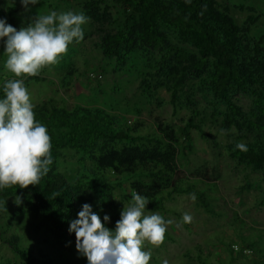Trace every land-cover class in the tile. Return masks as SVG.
Here are the masks:
<instances>
[{
  "label": "rangeland",
  "instance_id": "1",
  "mask_svg": "<svg viewBox=\"0 0 264 264\" xmlns=\"http://www.w3.org/2000/svg\"><path fill=\"white\" fill-rule=\"evenodd\" d=\"M217 1L228 9L237 23L248 27V32L241 34V45L247 56L250 41L264 31V0ZM118 9L120 5L111 0H39L25 11L20 0H0V17H6L7 22L18 30L36 14H47L52 10L82 11L90 17L89 23L83 25L84 40L70 45L58 66L52 70L45 68L36 76L39 77L36 81L25 80L32 102L36 107L42 100L54 97L67 108L105 107L115 112L121 122L130 120V123L140 124L141 132H150L157 122L175 129L182 127L192 116L185 100L189 95L198 112L192 116L193 120L203 133L191 129V148L179 155L177 176L189 182L195 179L216 182L217 190L205 188L200 182L196 184L211 204L209 212L196 199H190L191 193L176 195L167 202L169 212L146 209L147 214L159 213L174 221L168 228L163 246L148 245L146 250L152 252L149 264H162L165 259L169 264H199L196 255L200 251L211 264L230 260L233 264H264V167L254 169L239 163L225 150L226 144L237 138H250L254 132L224 129L221 120L225 106L213 101L211 92L198 76L188 77L180 88L179 107L173 113L168 102V81L158 69L160 53L142 45L139 40L134 52L124 62L118 61L122 49L106 55L102 38L117 31L120 24ZM164 31L171 43L192 49L191 45L177 38L174 30ZM3 52L4 44L0 41V86L5 78H13L3 67L6 61ZM90 72L101 74V78L91 77ZM142 82L148 85V89L146 85L142 86ZM231 98L251 120L262 115L260 108L264 109V100L243 92H236ZM261 132L264 134V129ZM80 158L81 153L67 148L61 152L57 169L77 174ZM83 158L91 166V161ZM109 177L115 182L113 176ZM129 194L128 182L114 187L115 205L122 209L123 204L131 199L126 197ZM18 196L23 200L19 206L14 203ZM91 205L101 217L111 213L109 206L101 208L96 202ZM185 212L193 217L191 223H183ZM11 236H16L21 245L32 244L36 255L37 249L42 248L58 260L86 264V258L77 255L75 238L66 235L67 241L72 243L68 246L60 243L48 224L31 210L25 195L0 197V264H21L7 242ZM244 241L253 244L255 249H245ZM242 248L244 251L240 253L238 250Z\"/></svg>",
  "mask_w": 264,
  "mask_h": 264
},
{
  "label": "trees",
  "instance_id": "2",
  "mask_svg": "<svg viewBox=\"0 0 264 264\" xmlns=\"http://www.w3.org/2000/svg\"><path fill=\"white\" fill-rule=\"evenodd\" d=\"M111 1L120 5V24L115 33L103 36L104 53L110 55L122 49L118 61L124 62L134 52L137 40L159 51L158 69L168 81V102L173 113L178 110V92L188 77H200L213 101L225 106L222 127L254 132L250 138H237L226 144V153L254 169L264 167V134L261 132L264 109L260 108L262 115L251 120L231 98L232 94L243 92L264 100V31L250 41L249 53L245 56L241 34L247 33L248 27L237 23L217 0H191L190 4L185 0ZM165 29L174 30L177 38L192 49L171 43ZM28 79L36 81L39 77ZM185 100L192 116L197 115L189 95ZM212 105L216 106L213 102ZM34 112L52 138L50 171L36 186L23 190L18 185L0 189V197L25 195L31 210L48 224L60 243H66L68 236L75 238L67 231L69 221L85 202H96L101 208L109 206L111 220L107 226L114 228L121 209L115 205L113 189L122 182L129 183L131 192L135 190L148 197L147 208L151 211L169 212L166 203L176 195L187 193H194L201 206L211 211L204 191L196 184L200 182L205 188L217 190L216 182L202 179L189 182L177 176L179 155L191 148V129L203 133L192 116L178 129L157 122L152 131L141 132L140 124L130 123V120L121 122L115 112L105 107L67 108L54 97L42 100ZM237 142L245 143L248 151L234 150ZM67 148L82 154L77 174L57 169L61 152ZM83 157L91 161V166ZM109 176H113L115 182ZM53 192H59L60 196L52 198ZM126 197L131 198V194ZM7 239L21 264H75L72 260H58L42 248L37 249L36 255L32 244L21 245L16 236ZM244 246L255 249L245 241ZM238 251L241 253L244 249ZM196 257L199 264H211L201 251Z\"/></svg>",
  "mask_w": 264,
  "mask_h": 264
},
{
  "label": "clouds",
  "instance_id": "3",
  "mask_svg": "<svg viewBox=\"0 0 264 264\" xmlns=\"http://www.w3.org/2000/svg\"><path fill=\"white\" fill-rule=\"evenodd\" d=\"M38 3L39 0H20L25 11ZM185 3L190 4L191 0ZM203 7L206 10L207 6ZM89 21L90 17L82 11L52 10L36 14L18 30L6 17H0V41L6 56L3 67L13 77L4 79L0 98V189L36 186L50 171L52 138L47 126L35 118V104L25 80L41 75L45 68L58 66L69 46L84 40L83 25ZM236 149L248 151L242 142L235 144ZM57 196L59 192L52 193V198ZM189 196L195 201L194 193ZM149 202L148 197L133 190L114 228L107 226L109 214L101 218L90 203H83L67 229L70 235L74 234L78 257L86 258V264H149L152 252L146 250L148 245L163 246L168 228L174 223L159 213L147 214ZM14 203L21 205L22 197L18 196ZM192 220L191 214L183 213V223ZM71 243L67 241L66 246ZM162 264L169 261L165 259Z\"/></svg>",
  "mask_w": 264,
  "mask_h": 264
},
{
  "label": "built area",
  "instance_id": "4",
  "mask_svg": "<svg viewBox=\"0 0 264 264\" xmlns=\"http://www.w3.org/2000/svg\"><path fill=\"white\" fill-rule=\"evenodd\" d=\"M89 75L93 78H101V74H94V73L90 72Z\"/></svg>",
  "mask_w": 264,
  "mask_h": 264
}]
</instances>
